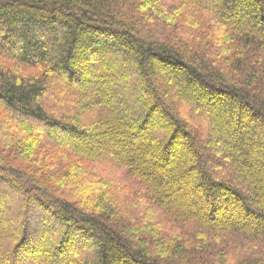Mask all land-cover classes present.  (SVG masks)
<instances>
[{
	"label": "trees",
	"instance_id": "trees-1",
	"mask_svg": "<svg viewBox=\"0 0 264 264\" xmlns=\"http://www.w3.org/2000/svg\"><path fill=\"white\" fill-rule=\"evenodd\" d=\"M0 264H264V0H0Z\"/></svg>",
	"mask_w": 264,
	"mask_h": 264
},
{
	"label": "rangeland",
	"instance_id": "rangeland-1",
	"mask_svg": "<svg viewBox=\"0 0 264 264\" xmlns=\"http://www.w3.org/2000/svg\"><path fill=\"white\" fill-rule=\"evenodd\" d=\"M81 66H84V68H88L89 66H90V63H87L86 61H84V63L81 65ZM91 68V67H90ZM85 70H87V69H85ZM81 72L84 74L83 75V77L84 78H86V79H89V73H87V72H84V71H82L81 70ZM37 130H40V126H38L37 128H36ZM180 147V146H179ZM177 151H179V149L177 150ZM178 153H180V152H177V154ZM176 154V153H175ZM177 154H176V156H177ZM183 154V153H182ZM258 168H260V167H258ZM218 212V217H220L219 216V214L220 215H225V214H231V213H233V214H236L233 210H231V211H223V210H218L217 211ZM4 214V213H3ZM225 216H223V218L222 217H220L221 219H227V218H224ZM229 217H231V215L229 216ZM81 239V238H80ZM80 239L78 240V241H76V240H74L73 242H66L65 243V250H66V252H65V255H64V258H67V257H69V256H72L78 249L77 248H79L78 246H77V242H79L80 241ZM43 240V241H42ZM39 242L40 243H43V245H45L46 246V244H45V238H41L40 240H39ZM76 244V245H75ZM50 246H53L52 244L51 245H48L47 247H50ZM48 249H50V248H48Z\"/></svg>",
	"mask_w": 264,
	"mask_h": 264
}]
</instances>
